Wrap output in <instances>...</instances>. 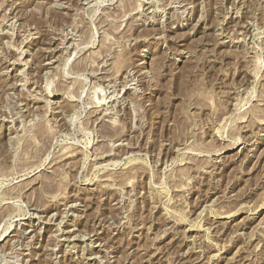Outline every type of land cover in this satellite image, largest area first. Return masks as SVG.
Here are the masks:
<instances>
[{
  "label": "rangeland",
  "instance_id": "1",
  "mask_svg": "<svg viewBox=\"0 0 264 264\" xmlns=\"http://www.w3.org/2000/svg\"><path fill=\"white\" fill-rule=\"evenodd\" d=\"M0 264H264V0H0Z\"/></svg>",
  "mask_w": 264,
  "mask_h": 264
},
{
  "label": "bare ground",
  "instance_id": "2",
  "mask_svg": "<svg viewBox=\"0 0 264 264\" xmlns=\"http://www.w3.org/2000/svg\"><path fill=\"white\" fill-rule=\"evenodd\" d=\"M12 62H13V61H12ZM51 131H52V130H51ZM67 155H68V154H67ZM55 215H56V214H55ZM42 218H43V217H42ZM51 219H52V218H51ZM41 220H42V219H41ZM53 220H54V219H53ZM52 222H53V221H52ZM29 230H30V229H29ZM25 231H26V230H25ZM37 232H38V231H37ZM73 233H74V232H73ZM73 233H72V234H73ZM33 234H34V233H33ZM81 234H82V233H81ZM37 235H38V234H37ZM52 236H53V235H52ZM52 236H51V237H52ZM67 236H68V235H67ZM72 237H74V236H72ZM78 237H79V236H78ZM57 238H58V237H57ZM65 239H66V238H65ZM9 240H10V239H9ZM11 241H12V240H11ZM49 243H50V242H49ZM66 244H67V243H66ZM11 245H12V244H11ZM93 257H94V256H93ZM125 261H126V260H125Z\"/></svg>",
  "mask_w": 264,
  "mask_h": 264
}]
</instances>
